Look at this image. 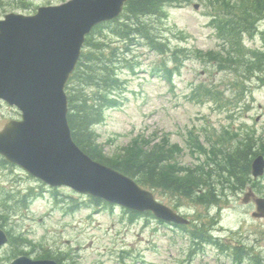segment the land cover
Wrapping results in <instances>:
<instances>
[{"label":"rangeland","instance_id":"obj_1","mask_svg":"<svg viewBox=\"0 0 264 264\" xmlns=\"http://www.w3.org/2000/svg\"><path fill=\"white\" fill-rule=\"evenodd\" d=\"M65 1L2 0L0 19L12 12L31 15L39 6ZM222 1L245 7L243 0H189L179 6L166 5L164 13L153 18L154 28L160 30L169 48L187 53L170 76L164 70L165 57L139 42L130 46L123 57L126 65L122 61L123 65H118L122 104L106 110L103 121L94 126L106 156H115L140 136L151 141L150 145L167 138L166 148L172 144L181 148L176 164L187 169L197 161L188 147L189 136L208 143L241 123L254 127L257 133L264 130V85L251 80L245 84L246 95L235 101L239 92L236 79L245 72L242 67L237 72L223 70L214 59L228 58L238 49L226 41L230 34L220 36L213 27L215 7ZM194 4L199 5L197 10ZM234 7L230 6L229 12ZM256 24L253 32L236 39L248 56L242 57L245 61L253 52L264 53V19ZM207 53L210 59L204 55ZM156 67L163 71H155ZM260 76L263 79L264 72ZM198 86L211 91L213 98L198 92ZM16 117L14 108L0 104V129ZM259 181L254 192L264 197V176ZM248 187L233 190L218 185L215 192L221 198L214 205L166 191L152 192L164 205L195 220L197 232L206 234L210 226L213 239L238 245L245 252L242 264H264V219H253L254 205L241 203ZM30 194L35 199L23 207L19 200ZM0 224L10 236V242L0 248V264H9L24 253L33 259L57 258L61 264H232L230 256L215 245L202 243L199 249H191V254V240L185 233L171 230L151 216L98 208L89 198L67 188L50 189L21 169L4 165L1 158ZM186 255H192L193 260L187 262Z\"/></svg>","mask_w":264,"mask_h":264},{"label":"trees","instance_id":"obj_2","mask_svg":"<svg viewBox=\"0 0 264 264\" xmlns=\"http://www.w3.org/2000/svg\"><path fill=\"white\" fill-rule=\"evenodd\" d=\"M186 1L189 0H127L119 18L98 25L92 30L85 40L80 60L65 88L69 109L67 121L73 141L93 160L134 179L145 189L166 191L214 205L218 204L221 198V194L215 192L218 185L223 189L233 190L242 189L247 185L255 188L258 185L250 177V164L256 155H264V130L257 133L254 127L241 123L238 128H228L211 138L207 144L202 143L199 137L189 136L191 141L188 147L197 161L187 169L176 164L175 158L181 148L175 144L166 148L169 142L167 138H161L158 143L150 145L151 141L140 136L132 140L123 151L109 157L102 151L94 130V126L103 121L106 110L119 108L122 104L118 93L122 86L118 65H123L121 61L126 65L127 60L123 57L130 52L131 45L142 43L150 51L165 57L167 61L164 70L167 76H170L172 71L175 73L177 65L184 61L183 57H186L187 53L181 49L169 48L160 30L154 28L153 18L161 16L166 5L179 6ZM243 1L242 6L245 7H240L238 2H217L212 18L215 32L220 36L230 34V40L226 41L230 46L231 43L235 44L238 49L231 51L228 58L216 56L214 59L223 70L229 68L236 69L237 72L238 67L242 65L248 75L245 79H249L255 71L263 74L264 53L254 52L253 56L245 61L242 59L245 57L243 47L239 46L240 42H236V39L240 40L242 35H249L251 30L254 31L256 23L264 18V0ZM230 6L235 7L229 12ZM204 55L210 59L209 53ZM169 65H172L173 69L167 68ZM154 70L163 71L157 67ZM259 80L264 83V78ZM238 87L242 88L241 85ZM196 90L212 97L207 88L198 86ZM241 93L244 91L241 90ZM33 197H22L19 203L27 207ZM90 201L98 204L97 200ZM210 242L220 250L229 251L234 264H240L243 260L237 246H228L215 240Z\"/></svg>","mask_w":264,"mask_h":264},{"label":"water","instance_id":"obj_3","mask_svg":"<svg viewBox=\"0 0 264 264\" xmlns=\"http://www.w3.org/2000/svg\"><path fill=\"white\" fill-rule=\"evenodd\" d=\"M127 0H68L33 15L9 13L0 20V99L21 112L0 131V155L51 188L67 187L161 221L188 220L159 203L133 179L92 160L72 140L65 86L94 27L119 17ZM194 5V9H198ZM264 174V156L251 163L254 179ZM264 218V198L249 191L242 199ZM8 241L0 229V247ZM10 264H57L20 256Z\"/></svg>","mask_w":264,"mask_h":264},{"label":"flooded vegetation","instance_id":"obj_4","mask_svg":"<svg viewBox=\"0 0 264 264\" xmlns=\"http://www.w3.org/2000/svg\"><path fill=\"white\" fill-rule=\"evenodd\" d=\"M2 1V0H0ZM4 17V16H3ZM102 206H99L98 208H101ZM147 216H150V214L148 213ZM159 224L166 226L167 228L171 229V230H177V231H181V233H185L186 237H188L189 240H191L188 249H199V245L197 244V241L199 240H203L200 239L196 234H192L193 232V227L195 225V220H190V224L186 225V226H177V225H173V224H168V223H164V222H159ZM204 240H205V245L208 244V246L210 247V226L207 229V235H204ZM203 246V244H201V247ZM194 251L191 250V254H193ZM188 257V259H186V261H192L193 257L192 255H186Z\"/></svg>","mask_w":264,"mask_h":264}]
</instances>
